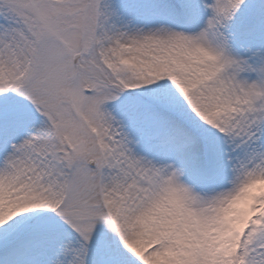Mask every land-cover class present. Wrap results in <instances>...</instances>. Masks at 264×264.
I'll use <instances>...</instances> for the list:
<instances>
[{"label": "snow or ice", "instance_id": "snow-or-ice-1", "mask_svg": "<svg viewBox=\"0 0 264 264\" xmlns=\"http://www.w3.org/2000/svg\"><path fill=\"white\" fill-rule=\"evenodd\" d=\"M0 264H264V0H0Z\"/></svg>", "mask_w": 264, "mask_h": 264}]
</instances>
